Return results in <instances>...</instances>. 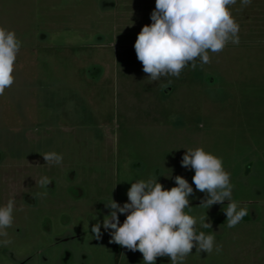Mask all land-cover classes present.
<instances>
[{
	"label": "rangeland",
	"instance_id": "374dc122",
	"mask_svg": "<svg viewBox=\"0 0 264 264\" xmlns=\"http://www.w3.org/2000/svg\"><path fill=\"white\" fill-rule=\"evenodd\" d=\"M259 7L264 0L231 6L239 45L152 82L134 42L155 0H0V27L21 41L14 83L0 95V205L16 200L0 264H142L107 234L94 239L91 226L111 196L127 201L131 182L192 184L180 161L197 147L223 159L249 214L228 228V201L206 209L192 184L185 212L198 232H215L220 251L193 248L184 264H264V44L246 43L260 40L250 31ZM46 152L62 164H47ZM44 175L47 189L35 183Z\"/></svg>",
	"mask_w": 264,
	"mask_h": 264
},
{
	"label": "clouds",
	"instance_id": "9594fccd",
	"mask_svg": "<svg viewBox=\"0 0 264 264\" xmlns=\"http://www.w3.org/2000/svg\"><path fill=\"white\" fill-rule=\"evenodd\" d=\"M239 3L243 8L252 0H239ZM236 4L237 0H155L151 23L141 28L134 42L136 58L142 64V71L148 74L147 79L157 82L168 76L179 78L184 68L196 69L197 60L201 65L207 64L209 52L219 53L229 42L239 45L240 26L230 11ZM20 49L21 41L16 33L0 27V95L14 83ZM42 156L49 165L63 162L62 155L56 152ZM180 164L194 171L192 184L196 191L205 194L201 206L209 209L228 201L222 208L228 228H234L249 214L247 207H239L233 200L230 173L221 157L202 147L189 148ZM173 179L176 186L170 189H165L157 178L131 182L127 201L122 205L111 196L104 203L108 213L91 226L94 239L107 234L110 244L140 252L142 264H156L158 257H168L170 264H184L193 248L199 253L210 254L214 248L219 252L215 232H198L196 219L185 212L191 207L192 184L179 175ZM52 182L46 175L35 181L41 189H47ZM15 208V197L0 205V246L11 242L7 229L13 224ZM120 215L125 216L122 223ZM201 227L209 228L211 224L204 218Z\"/></svg>",
	"mask_w": 264,
	"mask_h": 264
},
{
	"label": "crops",
	"instance_id": "0c3cea01",
	"mask_svg": "<svg viewBox=\"0 0 264 264\" xmlns=\"http://www.w3.org/2000/svg\"><path fill=\"white\" fill-rule=\"evenodd\" d=\"M253 19H254L255 24H256V22L258 23V26L256 28L252 27L250 31H252V33L258 34L260 36L259 37L260 40L258 39L257 42H254V40H248V41H246V43L264 44V11H262V7H259V9L256 12H254V18Z\"/></svg>",
	"mask_w": 264,
	"mask_h": 264
},
{
	"label": "flooded vegetation",
	"instance_id": "af4514ba",
	"mask_svg": "<svg viewBox=\"0 0 264 264\" xmlns=\"http://www.w3.org/2000/svg\"><path fill=\"white\" fill-rule=\"evenodd\" d=\"M68 252L72 253L71 251H68Z\"/></svg>",
	"mask_w": 264,
	"mask_h": 264
}]
</instances>
